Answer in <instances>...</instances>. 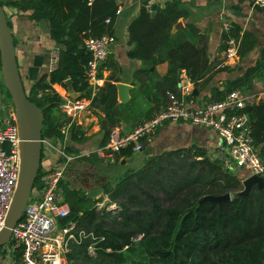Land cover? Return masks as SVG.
<instances>
[{
    "label": "trees",
    "instance_id": "1",
    "mask_svg": "<svg viewBox=\"0 0 264 264\" xmlns=\"http://www.w3.org/2000/svg\"><path fill=\"white\" fill-rule=\"evenodd\" d=\"M120 1L0 0L3 7L31 10L34 20H47L51 37L59 45L57 67L39 78L26 92L28 99L43 111L42 138L55 136L64 143L65 134L61 128L68 126L71 118L61 110L62 98L53 84L65 86L69 78L80 97L90 95L85 78L90 54L84 47V40L89 36L113 33ZM149 4V0H142L128 25L131 48L127 55L142 61L143 71L150 80L148 89L155 88L154 104L150 109L153 115L165 108L170 95L178 94L179 70L185 71L195 88H201L214 71L227 66H220L221 61L213 67L210 65L207 37L201 36L193 24L174 28L180 18L188 15L180 0L157 5L153 13ZM223 20L230 29L223 31L220 49L225 50L228 37L233 36L240 39L238 54L243 56L255 45V37L246 31L241 34L237 24L227 18ZM164 62L167 72L164 76L156 75L155 67ZM107 65L116 67L112 58L106 60L102 68ZM263 71L264 49L255 64L241 76L224 82L222 90L212 88L207 101H219L232 90L249 87ZM116 82L112 76L97 93L105 106L104 139L119 121L114 113ZM0 97L4 101L9 99L1 72ZM247 117L253 145L264 160V100L251 103ZM85 139L82 126L73 124L69 140L79 144ZM63 150L79 153L70 144ZM131 153L128 148L115 156ZM60 187L69 205V214L60 219V225L73 221L78 228L93 232L95 237L93 254L87 251L92 239L68 242L66 260L69 264H139V259L144 260L141 264H264V189L253 185L248 194L239 195L243 189L242 179L228 168L223 158H211L196 146L151 156L142 167L124 172L114 185L106 183L103 194L109 198V204L115 203L121 208L115 215L111 209L97 208L102 197L89 198L63 180ZM226 193L231 199L221 204L205 200L206 196ZM2 249L3 259L11 255L13 264L20 263V250L8 254L0 247V251ZM134 256L137 259H133Z\"/></svg>",
    "mask_w": 264,
    "mask_h": 264
},
{
    "label": "crops",
    "instance_id": "2",
    "mask_svg": "<svg viewBox=\"0 0 264 264\" xmlns=\"http://www.w3.org/2000/svg\"><path fill=\"white\" fill-rule=\"evenodd\" d=\"M141 1H120L118 15L111 34L114 42L106 58V60L112 58L116 67L110 68L107 65V67L102 68L101 74L102 82L100 87L112 76L117 79L115 85L123 84L126 86V88H120V91L116 87L117 103L114 113L119 121L115 127L121 132L130 131L141 121L152 116L150 109L154 104L153 96L156 93L155 88L148 89L150 80L143 71L145 65L142 61L130 58L127 55L128 50L131 48L128 42V25L137 14ZM149 1L150 4L154 3L156 7L157 5H163L168 0ZM180 1L187 10L188 15L186 18H180L178 22L182 26L186 23L193 24L200 30L201 36L207 37V55L212 67L224 59V50L220 49L221 37L224 31V18L237 24L240 27L241 34L246 31L251 33L256 39L255 45L250 51L243 56L238 54L237 58L229 59L227 68L224 70L214 71L208 82L201 88H197V94L194 96L192 91L195 87L186 76L185 71L181 70L178 73V89L185 83L190 84V91L183 97L184 102L190 107H197L207 102L212 88L222 90L224 82L241 76L247 68L252 67L257 59L260 58L261 50L264 49V6L258 5L256 0ZM4 8L14 38L20 76L25 91L28 92L39 78L48 73L49 54L53 49H58L59 45L51 37L47 20H34L30 16L31 10L23 11L14 6H5ZM167 67L166 62L157 65L155 67L156 75L164 76L167 72ZM53 88L60 96H68L66 85L53 84ZM239 91L240 96L246 100L247 105L264 100V71L253 79L249 87L239 89ZM104 111L105 106L96 94L90 99L87 107L67 126L64 133V143L57 140L55 136L43 138L40 172L59 168L63 171L62 180L70 188L78 189L85 193L96 188H102L103 190V186L106 183L114 185L125 172V166H128L129 169H138L151 156L159 155L169 150L196 146L203 149L209 157L223 158L227 163L225 154L220 150L222 139L219 135L212 129L193 125L188 121H168L163 123L142 151H135L127 156L116 157L115 155L120 154V151L115 155L100 158L94 151L105 141L104 133L107 122L104 128L102 125V122L106 121ZM75 123L82 126L86 137L79 144L69 140V132ZM69 144L74 149H77L79 153H66L63 147ZM89 152L90 154H88ZM92 158L93 161H91ZM234 168L238 177L243 181L248 173L247 170ZM41 189L39 181L34 187L32 195L40 196ZM98 197H102L101 203L110 201L103 194V191ZM7 258L8 256L5 259L1 256L0 264H13L12 258Z\"/></svg>",
    "mask_w": 264,
    "mask_h": 264
},
{
    "label": "built area",
    "instance_id": "3",
    "mask_svg": "<svg viewBox=\"0 0 264 264\" xmlns=\"http://www.w3.org/2000/svg\"><path fill=\"white\" fill-rule=\"evenodd\" d=\"M256 2L264 6V0ZM223 29L228 32L230 25L223 23ZM113 42L114 38L110 34L85 38L84 47L90 54L85 70L90 95L78 98L61 96V110L71 121L98 93L102 82V66ZM239 44L240 39L228 37L220 66H227L229 59L238 57ZM58 57V49H53L49 54L48 72L57 67ZM189 91V83L180 86L178 94L170 95V101L164 109L141 121L130 131L121 132L117 127L110 128L104 143L95 149V154L105 158L128 148L132 152L142 151L163 123L188 121L212 129L219 135L222 139L220 150L225 154L230 170L234 171V167L246 169L249 175L264 177V160L253 145L245 111L247 102L240 96V91L232 90L219 101H207L197 107H190L184 102L183 97ZM66 129L67 126L63 127L61 132L65 133ZM19 167V134L14 108L11 102H4L0 98V229L15 191ZM62 177L63 171L59 168L40 173L41 194H31L22 219L15 224L11 239L4 246L8 254L20 250V262L24 264H69L66 253L70 240L82 242L92 239L87 251L89 254L94 253L93 232L78 228L73 221L60 225V219L69 214V205L60 188Z\"/></svg>",
    "mask_w": 264,
    "mask_h": 264
},
{
    "label": "water",
    "instance_id": "4",
    "mask_svg": "<svg viewBox=\"0 0 264 264\" xmlns=\"http://www.w3.org/2000/svg\"><path fill=\"white\" fill-rule=\"evenodd\" d=\"M154 8L155 4H150L152 13ZM181 26L182 24L178 22L174 28L176 29ZM0 72L3 85L9 94L15 112L19 134L20 157L17 184L0 229V247H4L11 239L13 227L24 215L25 206L31 197L36 177L40 172L44 114L42 109L27 97L16 60L12 30L7 20L5 8L2 5H0ZM180 72L181 70L178 71V73ZM65 85L68 96L72 98L80 96V93L73 89L71 79H66ZM116 87L119 91L120 88H126L123 84H117ZM196 94L197 88H194L192 95ZM250 109V104L245 106L246 112H249ZM102 125L104 128L106 127L105 120L102 122ZM242 183L243 189L239 192V195L248 194L253 185H256L258 189H264V177L259 175H250L243 179ZM102 191V188H96L85 192V195L89 198H95L101 195ZM230 199L229 193L205 197V200L219 204ZM19 264L24 263L20 262Z\"/></svg>",
    "mask_w": 264,
    "mask_h": 264
},
{
    "label": "rangeland",
    "instance_id": "5",
    "mask_svg": "<svg viewBox=\"0 0 264 264\" xmlns=\"http://www.w3.org/2000/svg\"><path fill=\"white\" fill-rule=\"evenodd\" d=\"M2 99V98H1ZM2 101H4L3 99H2ZM11 102V100H10V97H9V99H7V100H5L4 102ZM88 154H90V152L88 153ZM87 154V155H88ZM75 159H77V158H75ZM79 159V158H78ZM91 161H93V158H92V160ZM82 162H84V161H82ZM124 171L126 172V171H128L129 170V167L128 166H125L124 167ZM248 176H250L248 173H247V175H246V177L245 178H247ZM244 178V179H245ZM96 198V197H95ZM110 202H106V203H101V202H98L97 203V208L98 209H100V208H105L106 210H112L111 211V213H112V215H115V212H118V211H120L121 210V208L119 207V205L118 204H109ZM165 203H167V201H165ZM100 204H102V205H100ZM2 251H0V257L2 256V254L3 253H1ZM8 256V258L7 259H9V258H11V255L9 256V255H7ZM133 259H137V257L136 256H134L133 257ZM138 261H140V262H138L139 264H141V262H144V260H142V259H139Z\"/></svg>",
    "mask_w": 264,
    "mask_h": 264
}]
</instances>
